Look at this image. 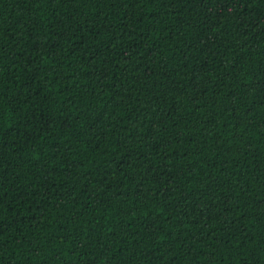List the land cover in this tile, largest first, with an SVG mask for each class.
<instances>
[{
  "label": "trees",
  "instance_id": "obj_1",
  "mask_svg": "<svg viewBox=\"0 0 264 264\" xmlns=\"http://www.w3.org/2000/svg\"><path fill=\"white\" fill-rule=\"evenodd\" d=\"M0 264H264V0H0Z\"/></svg>",
  "mask_w": 264,
  "mask_h": 264
}]
</instances>
